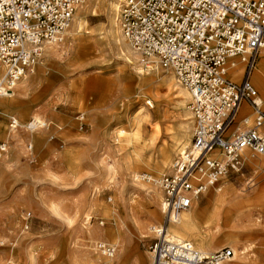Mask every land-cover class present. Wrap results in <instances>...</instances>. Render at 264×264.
I'll return each instance as SVG.
<instances>
[{
	"label": "rangeland",
	"instance_id": "1",
	"mask_svg": "<svg viewBox=\"0 0 264 264\" xmlns=\"http://www.w3.org/2000/svg\"><path fill=\"white\" fill-rule=\"evenodd\" d=\"M110 1L86 0L77 10L80 25L72 22L63 41L54 43L56 51L45 49L36 71L0 101H8L0 105L5 137L9 115L24 125L40 112L47 125L33 133L20 128L0 161V242L6 243L0 264H153L150 227L162 224L165 214L160 199L152 202L132 175L158 178L168 171H153L142 161V138L146 158L155 159L177 134L192 139L191 95L189 101L178 81L158 78L142 79L141 91L135 69L112 39ZM256 71L264 99V74ZM252 159L223 178L222 191L210 190L193 206L196 231L213 252L234 249L235 258L224 264H264V156ZM142 182L163 195L155 182ZM99 240L118 245L115 258L96 253ZM189 240L200 249L198 237Z\"/></svg>",
	"mask_w": 264,
	"mask_h": 264
},
{
	"label": "built area",
	"instance_id": "2",
	"mask_svg": "<svg viewBox=\"0 0 264 264\" xmlns=\"http://www.w3.org/2000/svg\"><path fill=\"white\" fill-rule=\"evenodd\" d=\"M119 1L124 37L143 61L154 58L192 94L190 145L176 156L170 172L158 178L145 174L164 194L165 220L152 227L153 264H224L235 254L231 247L205 253L191 240L172 238L168 227L201 196L212 189L222 191L223 178L241 172L248 158L264 156V105L252 81L264 50V0ZM84 2L0 0V99L36 71L47 43L63 41ZM234 74L242 76L236 79ZM8 118L0 161L20 128L31 133L47 128L33 119L23 125L15 116ZM28 150L33 151L32 143ZM9 245L14 248L16 242ZM4 246L0 242V249ZM95 251L113 259L118 245L99 240Z\"/></svg>",
	"mask_w": 264,
	"mask_h": 264
},
{
	"label": "bare ground",
	"instance_id": "3",
	"mask_svg": "<svg viewBox=\"0 0 264 264\" xmlns=\"http://www.w3.org/2000/svg\"><path fill=\"white\" fill-rule=\"evenodd\" d=\"M109 9H110L111 14H112V16H110L111 17V24H112L111 28L113 29L112 39H113V41H114L119 53L122 54V55H126L127 61L135 69V76L139 79V88L141 89V91H142V79H143L144 82H149V81L150 82L151 81L154 82L155 78L156 79L158 78L160 80H162V79L164 80L165 79V80L169 81V85L176 84L178 79H177V76L175 75L174 72L173 73H174L175 76L171 72H168V73L165 72V73L161 74L160 71L162 69L161 70L159 69L161 67L159 66L158 63L155 62L154 58H149L146 61H143V58H142L141 54L138 53L134 48H131L126 42L123 41L124 40V36L122 34L121 28L119 27V23H118V15H119V11H120V1L119 0H111L109 2ZM75 14H76V15H74L75 18L73 19L74 20L73 21V27H77L78 25H80V17H81L82 12L80 11V12H77ZM70 27H72V26H70ZM54 43H57V42H49V43H47L45 45V49H47L48 51L49 50L56 51L55 48H54V46H56V44H54ZM46 53H49V52H46ZM137 54L139 55V57L141 59V62L144 63V65L147 68L154 69V70H156L157 73H152L151 74L152 71H149L144 66H142L140 64V62H139L140 59H139ZM257 70H258L257 71L258 73L261 72V73L264 74V52L262 53V55L260 57V68L258 67ZM3 71H4V67L0 64V74H2ZM240 72L242 73L243 71L240 70ZM241 76H242L241 74H234V77L236 79H240ZM258 76L259 75H257V73H256L255 77L259 78ZM255 77H254V82H255L256 86L258 88H261L258 85V82L255 80ZM26 78H28V75L24 79H26ZM177 83H180V82L178 81ZM182 86L186 89V91H185V89L183 90L184 93L189 95V98H188L189 101H190V95H191V100H192V94L189 91V89L186 88L184 85H182ZM14 95H15V93H13L12 95H10L8 97H5V98H11ZM1 100H3V98H1L0 101ZM190 102H189V104H190ZM149 103L152 104L151 101H149ZM263 104H264V99H263ZM188 108L190 109V105H188ZM192 115H193V113H192ZM186 117H187L186 119H190L191 118L190 112H187ZM32 119L35 120V121L41 122V123H46L45 119L42 117L40 112L34 113L32 118H31V120ZM41 129H43V128H41ZM124 133H125V131L123 129H120L118 131L119 136H122ZM188 133H190V132H188ZM192 135H193V132H192ZM19 138L22 140L21 137H19ZM190 139H191V134H187V135H185V133L177 134L176 136L173 137L172 141H168L167 144L164 147L159 149V151H158L159 154H158L157 158L155 159L154 157L153 158H146V153L147 152L144 150V145L145 144H144V140L142 138V161H145V163H147L148 166L153 171H156V172H159V173L162 174V173H164V172H166L168 170L166 172V173H168V172L171 171V166H172V163H173V161L175 159L174 158V153L178 152V154H179L186 147H188L190 145V143H191ZM129 141L133 142L132 140H129ZM248 162H253V159L252 158H248ZM261 165L264 166V161L261 162ZM132 178H133L134 183L136 185H138V186L140 185V187L142 186V190L145 191L148 194V197L152 200V202L153 201L154 202L158 201L160 199V202H161V205H160L161 213L164 214V211H163V198H164V196L162 195V192L159 191L158 189H156L155 186H150V185H147V184L143 183L142 181L147 179L145 175L133 172ZM149 206H151V205H149ZM151 214L153 216H155L156 218H158L160 216V213L157 210H152ZM198 216H199V213L194 211L193 208L188 210V211H185L182 214L180 221L171 222L172 224L170 223L171 225L168 227V232H169V234L171 235L172 238L178 239V240H182V239L189 240V239H192L194 236H196L199 239L198 245H199L200 249L203 252H205V253L206 252H210V250H209L210 248L208 247L209 245H207V243L205 241V235H203V233H199V232L196 231V229H197L196 219H197ZM152 227L153 226L150 227V231H151ZM242 253H245V250H243ZM150 254H151L150 256L152 257V253L151 252H150ZM235 256H236V254L230 260L234 259ZM31 258H33V257H31ZM152 262H153V258H152Z\"/></svg>",
	"mask_w": 264,
	"mask_h": 264
},
{
	"label": "crops",
	"instance_id": "4",
	"mask_svg": "<svg viewBox=\"0 0 264 264\" xmlns=\"http://www.w3.org/2000/svg\"><path fill=\"white\" fill-rule=\"evenodd\" d=\"M256 70H257V69H256ZM256 72H257V71H256ZM254 77H255V75H254ZM254 77H253V75H252V81H253V78H254ZM255 80L258 82V85L261 87L260 79L257 78V77H255ZM253 83H254V82H253ZM254 84H255V83H254ZM255 86H256V84H255ZM256 87H257V86H256ZM257 89H258V87H257ZM258 91H259V89H258ZM259 94H260V93H259ZM260 96H261V95H260ZM3 99H7V98H3ZM7 102H8V101H3L0 105H3V104H5V103H7ZM263 105H264V104H263ZM0 111H1V110H0ZM9 116H15V117H17L16 115H9ZM9 116H6V117H7V118H6V119H7V122H8V119H9L8 117H9ZM57 116H58V115H57ZM54 127H58L59 129L62 128V127H61L59 124H57V123H56V125H54ZM0 129H1L2 137H3V138L0 137V139H2V140H3V139H6L7 136H6V137L4 136V135H5V132H4L3 128L0 127ZM49 129H50V128H49ZM5 131H6V130H5ZM52 138H53V137H52ZM52 138H51V139H52ZM13 139H14V138H13ZM17 141L19 142V141H21V139L18 138ZM10 154H12V155H11L12 157L16 156V154H15L14 151L10 152ZM10 154H9V155H10ZM162 191H163V190H162ZM163 196H164V194H163ZM171 224H172V223H171ZM171 224H170V225H171ZM170 225H169V226H170ZM208 247L210 248V249H209L210 252H213V249H214V248H212L210 245H209ZM210 252H206V253H210Z\"/></svg>",
	"mask_w": 264,
	"mask_h": 264
}]
</instances>
